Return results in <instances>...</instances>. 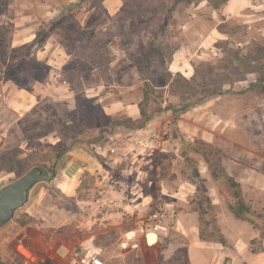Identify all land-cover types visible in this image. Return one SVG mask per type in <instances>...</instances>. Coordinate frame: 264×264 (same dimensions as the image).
I'll list each match as a JSON object with an SVG mask.
<instances>
[{
  "label": "rangeland",
  "instance_id": "rangeland-1",
  "mask_svg": "<svg viewBox=\"0 0 264 264\" xmlns=\"http://www.w3.org/2000/svg\"><path fill=\"white\" fill-rule=\"evenodd\" d=\"M200 1L194 0L186 5V0H94L92 3L88 0H0V65L5 60L2 68H7L5 76L10 79L0 81V96L4 93L12 95L9 101L0 100V157L11 151L17 160L32 156L34 162L49 174L53 165L47 145L61 142L60 148H71L70 152L84 157L89 154L96 159L86 157L89 162L81 163L79 175L73 178L70 174L69 178L66 177L65 164L61 161L51 183L34 187L27 204L0 228L2 262L57 264L46 259V252L53 251L59 244L78 247L83 239L93 237L105 264H142V233H128L138 230L141 218L155 222L154 216L163 208H172L178 213L176 207L161 199V188L155 180L160 172H164L167 179L179 174L191 180L194 168L199 173L204 170L201 162L204 161V152L213 166L219 163L223 170L222 159H234L247 168L248 174L264 181V93L249 89L257 78H264V56L251 64L261 68L253 74L246 73L245 67L232 61L228 54L239 51L244 56L254 54L258 46L264 49V0H254L255 8L250 7L237 17L232 28L220 25V32L230 34L227 29L231 28L233 35L226 41L217 42L214 45L216 50L196 55L192 60L195 82L204 86L205 93L223 84L240 82L237 88L248 85L246 93H239L234 103L241 113H248L239 116V131L221 134L216 145L207 144L209 148L204 146L196 153L191 149L197 148L200 142L206 143L199 138L186 139L185 133L174 129V117L162 122L156 132L155 116L139 130L120 125L131 118L132 121L140 118L138 104L143 98L144 84L149 91L152 90L149 92L148 113L173 106V110L163 109L160 113L171 110L179 116L182 113L174 110L202 99L201 89L196 86L193 90L182 89L178 84L172 88L157 87L165 83L164 62L171 59L174 51L187 45L191 37L189 31L194 34L215 25ZM48 12H56L50 21H47ZM51 21L55 23L54 30L49 25ZM83 21L87 22V27L80 25ZM183 25L188 28L183 30ZM65 30L73 32L71 43L65 42L68 41L64 37ZM36 37L37 43L31 46ZM48 42H52L53 49L50 46L44 48ZM61 45L72 54L65 68V77L70 81L69 73L75 68L88 74L80 81H72L69 92L67 86L60 84L63 78L56 76V61L61 60L60 54L64 56L63 52L57 53ZM158 52H162V56L159 57ZM243 81H246L244 85ZM85 86L92 89L89 95L95 92L97 95L87 97L83 91ZM77 96L85 100L95 99L103 115L92 105H86L83 110L97 115L92 124L82 122L76 107ZM3 103H9V109L3 108ZM107 107L112 108V112L118 111L106 115ZM167 130L168 134H163ZM155 135L159 143L162 142L160 147L155 148V142L152 147L140 143L147 136L155 140ZM188 145L193 147L189 149ZM184 152L188 153L192 163L183 159ZM134 159L138 168L147 171L151 184L149 181L135 184V178L121 176L120 169L126 165L132 167L133 163L129 162ZM0 166L2 187L16 176L12 163ZM208 173L210 175V171ZM205 186L207 188L206 183ZM246 187L245 196L241 191L244 202L255 214L264 215V194L255 196L252 192L254 186L250 183ZM140 188L150 197L146 205H139L142 198L133 195V191ZM217 191L222 204L228 205L230 193L227 185L217 184ZM199 199L196 192L190 202L197 213ZM227 212L233 222L243 226L233 228V231L246 234V226L251 225L236 220ZM223 213L227 215L225 211ZM214 218L217 225L215 208ZM156 221L161 219L157 217ZM225 226L227 230L232 229L227 223ZM254 230L258 237L246 246H240L241 250H246L244 255L236 260L229 257L223 264H248L251 254L257 256L264 252V228ZM232 247L229 242L228 249ZM21 249L26 250L27 255ZM121 253L124 255L120 256ZM259 257L256 262L262 264Z\"/></svg>",
  "mask_w": 264,
  "mask_h": 264
},
{
  "label": "crops",
  "instance_id": "crops-1",
  "mask_svg": "<svg viewBox=\"0 0 264 264\" xmlns=\"http://www.w3.org/2000/svg\"><path fill=\"white\" fill-rule=\"evenodd\" d=\"M253 1L254 0H228L219 9L209 7L207 0L200 1V5L207 9L211 19L215 22V25L210 28L207 27L206 29L202 28V32L196 31L194 34H191V31H189V37L190 35L191 37L188 38L187 45L185 44L181 49L174 51L171 59L164 62L166 72L171 75L178 72L187 79L191 78L194 75L192 63L193 57L216 50L214 45L217 42L228 40L233 35L231 30L233 27V21H235L240 15L246 13L250 7L255 8ZM195 9H198V6H195ZM54 13L56 12L47 13V16L49 17L47 18L49 19L47 21L52 19ZM86 23L87 22L83 21L80 25L82 27L86 25L87 27L88 24ZM220 25H227V27H231L227 29L230 34L220 32L218 30ZM181 28L185 30L188 27L183 25ZM64 34L65 39H68V41L65 42L71 43L73 40V32L65 30ZM238 44L240 45V43ZM49 46L50 48L53 47L52 42H48L44 48L47 49ZM64 47V45H61L57 49V53L60 54L63 52L64 56L60 54L61 60L58 59L56 61L58 66L55 69L57 70L56 76L63 78L60 84L63 87L67 86V92H69L72 81H80L88 74L76 70L78 68H75V70H71L69 73L71 75L70 81L69 78L65 77L67 72L65 68L70 63L71 60L69 61V59L72 57V54L67 52ZM43 53H45V51ZM239 83L240 82H235L233 85H223L220 95L208 99L196 107H192L186 112L179 114V116L178 114H174L171 110H165L160 113V115H155V132L157 131L156 128H158L162 122H165L166 119L169 120L171 117H174L172 118V120L175 121V123H173L174 129L185 133L187 136L186 139L189 138L191 141L195 138H199L206 144L216 145L217 139L221 136V134H232L239 131V116L242 113L244 115L248 114L246 111L241 113L238 108L234 107V103L237 101V96L245 94L248 88V85L246 84L245 86L237 88L236 85ZM244 83H246V81H243L242 85H244ZM91 90L92 89L85 86L83 91L87 94V97L96 96V92L95 94H88L91 93ZM71 92L73 94V91ZM11 98L12 95H8L7 93L0 96V100L4 101H9ZM2 107L9 109V103H3ZM114 111L112 112V108L107 107L104 113L106 115H113L116 113H114ZM133 120H136V118H133ZM14 121L12 123H7L5 128L12 125ZM150 139V136L144 137L140 140V143L142 142L145 146L152 147L155 142V148L160 147L162 142L159 143L156 137L155 140ZM86 155L87 156L84 157L82 154H75L73 151L64 155L62 158L63 160L61 159V161L65 164L64 172L66 173L67 178H69L68 174L72 176L71 178L79 175V167L83 165L81 163H85L86 161L89 162L86 160V157L95 159L89 154ZM135 160L136 159L129 162L133 163L132 167L126 165L120 169L121 176H131L135 178V181H137L135 184L146 181H149L148 184H151V181L147 176V171H144L141 167L138 168V164L134 162ZM201 162L204 163V170H200V175L205 180L209 197L217 212V225L227 240L232 243V249L230 250L227 247H223L219 243H208L200 240L199 216L190 203L196 193V184L194 183V179L192 178L190 180L188 177H184L179 174L172 177L170 176V179H167L168 176H159V178L155 180V183L157 182L161 188V199L166 201L172 207H176L178 209V213H176L175 218L171 223L172 226L166 233L159 234V232H149L141 235L140 255L142 258V264H223V261L229 257L233 260L239 259L240 256L244 255L246 252L245 249L241 250L240 246H246L248 242L258 237L257 231L251 228V226H246V229H248L246 230V234L233 231V228L240 229L243 226L231 220L230 215L227 212L229 211L227 204H222L219 197L217 183L213 181L209 175L205 162L203 160H201ZM71 164H74V166ZM221 165L225 174L232 177L240 184L243 196L246 195L245 191H247L246 186H248V183L254 186L252 192L255 196L264 194V181L260 180L259 177L256 178L255 176L248 174L247 168L243 167L240 162L234 159H222ZM105 170L106 169H104V171ZM142 190L143 189L140 188L139 190L137 189L133 191V195L135 194L137 197L140 196L142 198L143 201L140 202L139 205H146L149 203L150 197L144 192L142 193ZM223 211H225L227 215L224 214ZM226 223L232 226L231 230L230 228H228V230L226 229ZM138 231L139 230L130 231L128 234L134 235L135 232ZM164 236L166 238H163ZM162 241L164 244H162ZM123 255L124 254L122 253L120 254V256ZM258 256H260L258 260H263L262 264H264V252L257 256L251 254V257L248 258V264H257L256 257Z\"/></svg>",
  "mask_w": 264,
  "mask_h": 264
},
{
  "label": "trees",
  "instance_id": "trees-1",
  "mask_svg": "<svg viewBox=\"0 0 264 264\" xmlns=\"http://www.w3.org/2000/svg\"><path fill=\"white\" fill-rule=\"evenodd\" d=\"M183 0H180L182 2ZM194 0H186V5H190ZM209 5L213 9H219L222 5H224L228 0H207ZM49 25H51L52 30L56 28L54 22H49ZM55 27V28H54ZM38 37H36L32 42L31 46L35 45L37 43ZM231 56V60L234 61L235 63H239L238 65L245 67L246 73H257L258 70L261 68H255L252 67V63H256L259 61V58L264 56V49L261 47H256L254 50V54L247 53L244 56L240 54L239 51H230L228 53ZM159 57L162 56V52H158ZM1 56H4V53L1 54ZM5 65V60L1 62L0 65V81H8L10 79L6 78L5 72L7 71V68H2ZM239 66V67H240ZM210 72V71H209ZM244 80V79H240ZM196 72L194 75L186 79L181 74L176 73L174 78L172 75L168 72H166V79L165 83L162 86H157L162 88L163 86H168L169 88H172L174 85L178 84L180 85V88L184 89L187 88L189 90H193L192 88L199 87L200 94L203 95L201 100H196L193 102L191 106H196L205 101L208 98L215 97L217 95H220L222 92V87L216 89L214 88L211 92L205 93L204 91L205 88L202 86L201 83H196ZM177 86V85H176ZM147 85H143V98L142 101L138 104L139 108V116L140 118L137 121H132L131 119L128 120L127 123H122L120 125L130 128V129H135L139 130L145 127L150 121L153 120L154 116L160 113L163 109H171L173 110V106H168L165 108H159L158 110L155 111V113L151 112L148 113L147 107L149 103L151 102L150 96H151V91L148 90V87L146 89ZM249 89H256L257 91L264 93V78H257L255 81V84H250ZM199 94V92H197ZM82 97V96H81ZM80 96H77L76 99V107L80 111V116H81V121L82 122H91L93 123V120L96 119V112H93L92 114L87 111L83 110L86 109V105H92L93 108L98 112H101L103 115V112L101 111V108L98 104L95 103V99H88L85 100L84 98H81ZM190 105L184 106L181 109L174 110L175 112L178 113H183L185 112ZM100 115V113H98ZM132 122H135L132 124ZM195 145L197 142H194ZM62 146L61 142H58L54 145H47L48 151L47 153L49 154V160L52 162V165L56 163V166H58L61 162V159L64 157L65 154L71 151V148H60ZM209 148L210 146L207 144L203 143H198L197 148L191 149L196 153L201 152V149L203 147ZM193 147L192 145H188V148L190 149ZM41 150V148H39ZM205 164L208 168V171H210L211 178L217 182V184H225L227 185L230 193V198L228 200V210L234 215V217L238 220H242L250 224L254 229H262L264 228V215L262 214H255L249 205H247L243 198H242V193H241V187L238 182H236L232 177L227 176L224 174L221 166L219 163H215L213 166L212 163L209 162L208 155L206 152L203 154ZM183 159L188 163H192L190 156L188 153H185L182 155ZM219 161L218 159L216 162ZM5 163H12V170L15 173V178H18L22 176L24 173H26L30 168L34 166H40L38 163L34 162L32 159V156H26L23 157L19 160H17L14 157V151H11L9 154L7 153L6 155L0 157V165L5 164ZM2 166H0L1 168ZM160 177H165L164 172H160L159 174ZM192 177L194 179V183L196 184V192L199 193L200 199L197 202L198 203V216H199V238L203 242H208V243H219L223 247L229 246V241L223 234V232L220 230V228L216 225V220L214 218V207L212 205L211 199L208 194V189L205 186V180L200 176L199 171L194 168L192 171ZM80 187L76 189V191L79 190ZM18 211V210H17ZM16 211V212H17ZM15 212V213H16Z\"/></svg>",
  "mask_w": 264,
  "mask_h": 264
},
{
  "label": "built area",
  "instance_id": "built-area-1",
  "mask_svg": "<svg viewBox=\"0 0 264 264\" xmlns=\"http://www.w3.org/2000/svg\"><path fill=\"white\" fill-rule=\"evenodd\" d=\"M168 130L163 134H168ZM158 138L157 136H155ZM175 210L172 208H163L159 215H155V222H149L148 219L138 220V230L142 234L149 232H166L169 230L172 221L175 218ZM157 217L161 221H156ZM150 219V218H149ZM63 252V253H61ZM100 249L94 244L93 237L83 239L78 247H69L67 244L57 245L53 251L46 252V259L57 264H105L99 256Z\"/></svg>",
  "mask_w": 264,
  "mask_h": 264
},
{
  "label": "water",
  "instance_id": "water-1",
  "mask_svg": "<svg viewBox=\"0 0 264 264\" xmlns=\"http://www.w3.org/2000/svg\"><path fill=\"white\" fill-rule=\"evenodd\" d=\"M94 0H88L92 3ZM56 163L50 173L40 167L30 168L22 176L0 187V228L10 222L17 210L23 208L29 201L30 192L40 183H51L57 176ZM0 264H5L0 260Z\"/></svg>",
  "mask_w": 264,
  "mask_h": 264
},
{
  "label": "bare ground",
  "instance_id": "bare-ground-1",
  "mask_svg": "<svg viewBox=\"0 0 264 264\" xmlns=\"http://www.w3.org/2000/svg\"><path fill=\"white\" fill-rule=\"evenodd\" d=\"M24 243H25V244H27L25 241H24ZM21 251H22L24 254H26V255H27V253H26V250H24V249H21ZM61 253H63V252H61Z\"/></svg>",
  "mask_w": 264,
  "mask_h": 264
}]
</instances>
